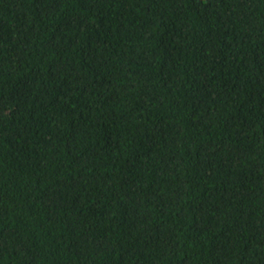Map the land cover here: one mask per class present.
<instances>
[{"label": "trees", "instance_id": "trees-1", "mask_svg": "<svg viewBox=\"0 0 264 264\" xmlns=\"http://www.w3.org/2000/svg\"><path fill=\"white\" fill-rule=\"evenodd\" d=\"M0 264H264V0H0Z\"/></svg>", "mask_w": 264, "mask_h": 264}]
</instances>
